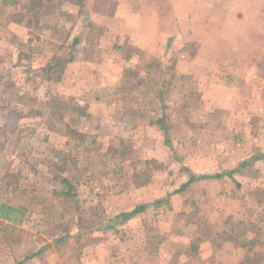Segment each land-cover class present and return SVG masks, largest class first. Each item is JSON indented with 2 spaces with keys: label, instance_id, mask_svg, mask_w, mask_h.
<instances>
[{
  "label": "rangeland",
  "instance_id": "rangeland-1",
  "mask_svg": "<svg viewBox=\"0 0 264 264\" xmlns=\"http://www.w3.org/2000/svg\"><path fill=\"white\" fill-rule=\"evenodd\" d=\"M81 1L37 0L29 12L33 0H0V203L28 211L13 232L0 224V264H264V166L182 189L187 165L216 175L264 147L250 56L213 40L143 50L129 38L145 36L137 8L128 24L109 23L115 0ZM161 115L170 147L153 125ZM66 162L79 171L82 208L104 211L93 226L42 202L57 187L54 164Z\"/></svg>",
  "mask_w": 264,
  "mask_h": 264
},
{
  "label": "crops",
  "instance_id": "crops-1",
  "mask_svg": "<svg viewBox=\"0 0 264 264\" xmlns=\"http://www.w3.org/2000/svg\"><path fill=\"white\" fill-rule=\"evenodd\" d=\"M110 4L113 5V2ZM117 5H119L118 8L121 7V11L118 12V15L114 13L110 16L109 23L115 20L128 24L129 12L134 14V9L137 8L139 17L143 19L142 23L145 22L146 24L142 32L145 36L139 35L137 38L131 33L129 34L132 41L135 39L145 40L144 42L135 41V46L138 48L145 50L151 40L163 39L173 40L175 43L185 40L186 46L190 43L192 45L195 40H201L203 45L211 43L207 41L212 40V44H220L224 41V49H227L228 52L235 55L248 54L250 56L252 63L245 70V77H249L250 84L259 81L264 87V65L261 63L264 60V44L259 43L264 40V0H138V3H134V0H115V6L117 7ZM100 21L105 24L108 23L107 17ZM100 21L96 20V22ZM152 21L159 25H154ZM151 53H154L153 50ZM255 57H259L256 62H254ZM148 68H151V65H147L146 69ZM256 152L259 155L255 154ZM257 165L264 166V147L239 160L236 159L224 173L220 174L227 177L225 174L227 171L236 170L235 174H237L247 168L253 169ZM187 167L192 174L197 176L209 175L195 171L188 165ZM235 174L230 177L234 181L236 180ZM255 240L254 238L249 239L253 242ZM234 242L240 249L246 245L240 239H234ZM223 243V248H229L228 245L233 244L231 240H225ZM200 245L208 247L211 246V243L205 242ZM206 258L209 257L202 256L203 262ZM233 260L236 264H242L238 259L235 261L234 257Z\"/></svg>",
  "mask_w": 264,
  "mask_h": 264
},
{
  "label": "trees",
  "instance_id": "trees-1",
  "mask_svg": "<svg viewBox=\"0 0 264 264\" xmlns=\"http://www.w3.org/2000/svg\"><path fill=\"white\" fill-rule=\"evenodd\" d=\"M37 1V0H36ZM33 0L32 7L28 9V11H35L39 10V5ZM72 4H79L80 6L83 5V1L81 0H66ZM9 20L10 22H14L17 24L22 23V19L17 15H12ZM65 57V55H64ZM57 62L59 59L54 58L53 61L49 63V67H51L52 62ZM167 117L165 115L155 119L153 121V125L157 126L164 134V143L166 146H171L172 139L171 133L167 126ZM78 137L81 135H77ZM80 147V146H78ZM77 147V148H78ZM258 159V158H255ZM67 163V162H66ZM56 169L59 172V176L57 177V187L52 189V196L51 198H42V202L46 203L47 201L53 202L55 206V211L59 212L60 218H67L71 215H76L77 218V225L78 229H83L86 226H93L95 223V218L97 215L103 214V209L96 208L92 209L89 208V211H85V208H82V200L80 194V186L81 183L77 179L78 169L75 166L64 164H54ZM189 171V170H188ZM190 172V171H189ZM236 170L227 171L225 174L228 177H232L235 174ZM189 180L185 185L182 186V189L186 188V186L190 185L194 181H198L200 179H211V178H221L223 174H216L214 176L210 175H195L190 173ZM146 210L145 206H138L134 208L130 212L121 213L116 216L117 222L125 223L132 219L133 217L139 215L140 213ZM27 207L25 205H13L9 203H0V224H7V227L13 232L17 226L22 225L27 216ZM76 222V221H75ZM62 239H58V242H61Z\"/></svg>",
  "mask_w": 264,
  "mask_h": 264
}]
</instances>
